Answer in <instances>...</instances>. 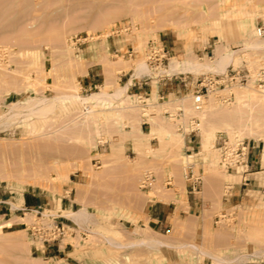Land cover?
I'll use <instances>...</instances> for the list:
<instances>
[{
    "label": "rangeland",
    "instance_id": "1",
    "mask_svg": "<svg viewBox=\"0 0 264 264\" xmlns=\"http://www.w3.org/2000/svg\"><path fill=\"white\" fill-rule=\"evenodd\" d=\"M126 25L129 31L107 36ZM261 25L264 0H0V195L8 207L0 211V224L11 222L0 232V264H264V103L243 95L264 93L255 86L264 48L244 44ZM150 43L171 52L161 66L148 65L157 77L167 75L173 58L212 64L231 52L225 73H178L196 84L240 71L247 83L209 93L199 111H206V123L193 107L194 88L153 107L125 93L137 66L147 64ZM128 46L132 59L113 56V48L125 52ZM94 64L97 76L88 83L84 77ZM118 88L123 94L108 111L57 99L74 89L87 98ZM46 104L43 116L29 115ZM151 120L164 131L150 133ZM227 123L235 129L244 123L252 132L234 136ZM196 124L198 134L188 136ZM133 125L145 133L144 150L133 140L140 136ZM203 127L214 132L212 166L201 159ZM237 140L248 147L249 167L230 183L225 175L238 170L223 168L221 147ZM189 156L194 163L187 165ZM146 174L153 177L150 189H142ZM189 178L200 181L195 210L187 202ZM26 192L46 197L47 204L14 210L8 203L18 207ZM169 198L176 211L156 223L155 204ZM49 219L68 229L51 246L31 232Z\"/></svg>",
    "mask_w": 264,
    "mask_h": 264
},
{
    "label": "built area",
    "instance_id": "2",
    "mask_svg": "<svg viewBox=\"0 0 264 264\" xmlns=\"http://www.w3.org/2000/svg\"><path fill=\"white\" fill-rule=\"evenodd\" d=\"M130 30L128 25L121 26L113 30L108 37H117L119 34L125 33ZM257 35L259 37L264 38V25H261L257 28ZM107 37V38H108ZM88 38V36H87ZM83 39L84 41L87 40ZM76 42H80V39L75 37ZM171 52L164 46H159L156 43H150L148 45L147 51V65L152 67H159L164 62L168 61ZM134 50L131 46H128L126 51L124 52L122 48L115 47L113 48V56L114 57H123L132 59L134 57ZM247 83V78L240 71H229L224 75H216V76H204L196 82V86L194 88V94L192 97L193 107L195 110L200 111L204 106V98L217 89L222 87H227V85H244ZM255 86L260 90L264 91V71H260L256 76ZM198 124H196V128L192 129L188 136L192 134H198ZM222 151V159L221 165L226 170H238L240 167L243 169L249 167L248 160V147L246 146L244 141H235L234 143L223 142L221 147ZM248 169L244 170V173L247 172ZM192 181V179H188ZM153 177L150 174L144 175L142 179V189H150L152 187ZM200 181L196 179L191 183V190L197 191L199 187ZM167 185H171V180L167 181ZM31 232L33 236L39 238L43 244L47 246H51L54 243L58 242L60 239L64 238L68 232V229L61 222L57 221V219H49V220H41L36 222L31 227Z\"/></svg>",
    "mask_w": 264,
    "mask_h": 264
},
{
    "label": "bare ground",
    "instance_id": "3",
    "mask_svg": "<svg viewBox=\"0 0 264 264\" xmlns=\"http://www.w3.org/2000/svg\"><path fill=\"white\" fill-rule=\"evenodd\" d=\"M38 3V2H37ZM40 4V3H39ZM241 13V12H240ZM224 14V13H223ZM225 14H228V13H226L225 12ZM219 25V24H218ZM42 28V27H41ZM62 28V27H61ZM41 30V29H40ZM256 31L257 30H251V32H249L250 34L248 35V39H246L244 42V44H245V48L246 49H252V50H260V49H262V48H264V38H262V37H259L258 35H257V33H256ZM37 34V33H36ZM43 37V36H42ZM47 38V37H46ZM45 38V39H46ZM37 39V38H36ZM44 39V40H45ZM41 41H42V39H41ZM44 42V41H43ZM21 44V43H20ZM26 45V44H25ZM28 45V44H27ZM7 50V49H6ZM3 52L4 53V51L2 50V48H1V50H0V52ZM2 52H1V54H0V56H2ZM7 53V52H6ZM233 53H235V52H233ZM30 55H33V54H31V53H29ZM28 54V55H29ZM5 55V54H4ZM232 55V53L230 52V53H226V56H224L223 58H221L220 60H217V61H215V62H213L212 64H209V63H198V62H194L193 60L192 61H190V60H179V58H173V59H171L170 60V63H169V65H168V68L166 69V70H164V73H167V75L168 76H170V75H172L173 73H177V72H207V71H215V72H222V73H225V68H226V66H227V64L229 63V61H230V58L232 57L231 56ZM33 56H35V55H33ZM231 56V57H230ZM233 56H235V55H233ZM182 59V58H181ZM211 63V62H210ZM9 68H7V70H8ZM141 70H143L144 72L146 71H148L149 72V69H148V65L147 64H145V63H141V64H139L138 66H137V68H136V76L138 75V72L139 71H141ZM42 71V70H41ZM186 74V73H185ZM237 87V86H236ZM239 87V86H238ZM228 87H226V89H227ZM234 88V87H233ZM242 88H244V87H242ZM249 88V87H248ZM247 88V89H248ZM243 90V89H242ZM74 91L76 92V90L74 89ZM248 91V90H247ZM247 91H243V95L246 97V96H249V99L251 98V100H256L257 102H259V103H264V93L262 92V91H260V92H262L263 94H262V97H257V96H254V95H252V94H250V92H247ZM259 91V90H258ZM75 92H73V93H75ZM242 92V91H241ZM72 93V95H68L67 97H65V96H63L62 98L61 97H58L57 99H60V100H62V103H63V101H65V100H69V101H71V102H76V103H83V104H85V103H91L92 104V106L93 107H97V106H100V108L101 107H103V108H105L107 111L108 110H110V108L111 107H114V102L118 99V98H121V96H122V94H123V88H118V90L116 91V92H114L113 94H109V93H106L105 91H102V92H98V93H93L91 96H89V97H87V98H82L79 94H77V93H75V94H73ZM152 96V95H151ZM65 97V98H64ZM243 97V96H242ZM242 97H240L239 96V99L238 100H242ZM56 99V100H57ZM205 99V98H204ZM45 101V100H44ZM187 102H189L188 100H186ZM41 102H43L42 100L41 101H39V103H41ZM55 102V101H54ZM54 102H52V103H54ZM183 102H185V101H183ZM51 103V102H50ZM51 103V104H52ZM60 104V103H59ZM190 104V103H189ZM48 104H46L45 106H43V108L41 109L40 108V110L39 111H37V112H34V111H31L32 112V114H29L30 116H32V117H34L35 115H37V116H43L45 113H46V111H48ZM91 106V107H92ZM245 106H249V104L247 103V104H245ZM50 108V107H49ZM188 108V107H187ZM191 108V107H190ZM191 109H193V108H191ZM191 109H188V110H191ZM86 110H87V113L86 114H88V115H90V114H92L94 111L92 110V109H90V108H86ZM9 111H11V110H9ZM119 111V110H118ZM118 111H116V114L118 115L120 112H118ZM193 111H195V110H193ZM197 111V110H196ZM208 111V110H207ZM237 112H238V110H236ZM252 111V110H251ZM186 112H190V111H186ZM185 112V113H186ZM199 112V111H198ZM104 113V112H103ZM192 113H194V114H196L197 115V112H192ZM199 113H202V115H200V116H202L203 118H201L202 119V121L204 122V123H206L205 121H207L206 119H204L205 117L206 118H208V116H206V114H205V117H204V113H206V111L205 110H203V111H201V112H199ZM102 114V113H101ZM121 114V113H120ZM15 115H18V114H15ZM207 115H209V114H207ZM212 115H213V113H212ZM15 117V116H14ZM18 117V116H17ZM213 117V116H212ZM222 117V116H221ZM1 118V117H0ZM28 118V117H27ZM121 118V117H120ZM229 118H233V119H236L237 121L240 119V118H238V117H236L235 116V114L233 115V114H228V116H227V119H229ZM7 119V118H6ZM12 119V118H11ZM26 120H28V119H26ZM152 121V129H151V131H150V133H154V134H156V133H161V132H163L164 131V129L161 127V125H159L155 120H151ZM233 121H235V120H233ZM250 122H251V124H252V121L251 120H249ZM139 122V121H138ZM160 122H162L163 123V121H160ZM253 122H257V121H253ZM249 123V122H248ZM248 123L246 124V122H245V124L246 125H248ZM237 124V123H236ZM238 124H239V122H238ZM241 124V123H240ZM206 125V124H205ZM254 124H252V126H253ZM257 125V124H256ZM133 126H135V125H133ZM163 126V125H162ZM249 126H250V124H249ZM255 126V125H254ZM164 127V126H163ZM120 128V127H119ZM226 128L230 131V133L232 132L231 130H234V132H232V134L234 135V136H237L238 137V135L239 134H241V132H242V130H247V131H251L252 132V128L250 129V127H248V126H244V123H242V126H239V125H237V127H236V129L234 128V125H232V124H229V123H227L226 124ZM249 128V129H248ZM205 128L203 127V130H202V141H201V148H202V150H203V152H204V155H203V157L201 158L204 162H205V164H208V165H210V166H212V165H214V163H215V158L214 157H216V155H217V153L215 154V150L214 151H212V143H213V137H214V132L213 131H211V132H209V131H205L204 130ZM226 129V130H227ZM132 130H134L136 133H139L140 134V136L139 137H135V139H133L135 142H140V147L139 148H142L143 150H144V147H146V146H148L149 144H148V142L147 143H145L144 142V139H145V137H144V135H145V133H143L142 132V130H141V128L140 127H137V126H135L134 127V129H132ZM228 130H227V132H228ZM236 130V131H235ZM145 131V130H144ZM187 131V130H186ZM134 132V133H135ZM250 132V133H251ZM229 133V134H230ZM243 133V132H242ZM246 133V132H245ZM249 133V135L251 136V135H253V134H250ZM231 136L232 138L234 137V136ZM247 135V134H246ZM169 136V135H168ZM241 136V135H240ZM264 138V137H263ZM177 141L178 142H183V138L182 137H179L178 139H177ZM140 150V149H139ZM219 152V151H218ZM197 156V155H196ZM209 158L211 159V160H209ZM213 158H214V160H213ZM263 158H264V151H263ZM185 164H187L188 165V163H194V157L193 156H189V157H186L185 158ZM214 167V166H213ZM241 168L242 167H240L239 169H238V171H236L237 173L236 174H227V175H225V178L230 182V181H237L238 179H239V177H240V174H241ZM231 183V182H230ZM24 196V195H23ZM18 197H19V195H18ZM17 197V198H18ZM19 202H21L22 201V196L20 197V199L18 200ZM57 201V200H56ZM17 203V202H16ZM22 203H23V201H22ZM21 204V203H20ZM19 204V205H20ZM11 207H13L14 209H15V207H17L16 206V204H14V205H11ZM18 208H19V206H18ZM16 210V209H15ZM73 214V213H72ZM72 214H70V216L71 217H73V216H75L74 214H73V216H72ZM76 214V213H75ZM77 216H79L78 214L75 216L76 218H78L79 219V217H77ZM78 219H76V220H78ZM81 219V218H80ZM74 220V219H73ZM76 220H74V221H76ZM79 222H77V224H78ZM84 223V222H83ZM79 225V224H78ZM11 226V222H6L5 224H3V225H1L0 224V232L2 231V229L4 228V227H10ZM149 244H151V245H158V244H161L160 242H158V241H156V240H151L150 241V243ZM155 247V246H154ZM153 247V248H154ZM58 261H59V259H58ZM54 262V261H53ZM56 264V263H55Z\"/></svg>",
    "mask_w": 264,
    "mask_h": 264
},
{
    "label": "crops",
    "instance_id": "4",
    "mask_svg": "<svg viewBox=\"0 0 264 264\" xmlns=\"http://www.w3.org/2000/svg\"><path fill=\"white\" fill-rule=\"evenodd\" d=\"M97 65L94 64L87 70V74L85 75V80L87 82H91L96 78L97 70L92 69ZM135 72L132 74L130 79L126 84L125 93H131V96H141L144 97L146 101L150 103L153 107H163V105H167V103L172 104L173 100L178 99L184 92L189 91L191 88H195L196 84L189 81L188 77H181L180 74L185 73H173L172 75H163V76H155L153 72L149 70L147 71H139L137 76H134ZM187 75V74H186ZM126 76V74L124 75ZM185 76V75H184ZM130 95V94H129ZM152 95V96H151ZM168 101V102H164ZM162 102V103H161ZM164 102V104H163ZM170 105V104H169ZM146 124V122H143ZM191 141V138H188ZM252 161V160H251ZM194 192L191 190V185L189 187L190 197L187 198L188 207L192 210L198 209L200 207L199 198L196 195H193ZM24 195V196H23ZM22 195V201L19 202V209L15 207L16 210L24 209H36L42 208L47 204V198L41 195H37L33 192H26ZM66 198V197H64ZM5 202L3 201L0 195V211L5 208L7 210L8 207H3ZM10 206L15 203H8ZM155 208L154 218L153 220L158 223L160 221L167 222L168 217L172 215L176 211L177 205L173 199H168L165 201H158ZM14 209V210H15Z\"/></svg>",
    "mask_w": 264,
    "mask_h": 264
}]
</instances>
